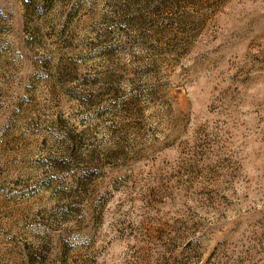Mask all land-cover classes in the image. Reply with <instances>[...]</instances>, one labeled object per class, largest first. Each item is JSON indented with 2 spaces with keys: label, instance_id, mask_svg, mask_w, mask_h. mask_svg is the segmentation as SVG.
Listing matches in <instances>:
<instances>
[{
  "label": "rangeland",
  "instance_id": "374dc122",
  "mask_svg": "<svg viewBox=\"0 0 264 264\" xmlns=\"http://www.w3.org/2000/svg\"><path fill=\"white\" fill-rule=\"evenodd\" d=\"M0 264H264V0H0Z\"/></svg>",
  "mask_w": 264,
  "mask_h": 264
}]
</instances>
